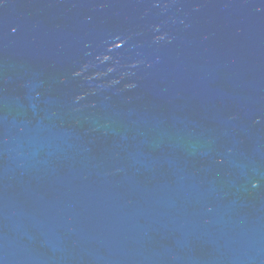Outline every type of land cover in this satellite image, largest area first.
Listing matches in <instances>:
<instances>
[{"label": "water", "instance_id": "1", "mask_svg": "<svg viewBox=\"0 0 264 264\" xmlns=\"http://www.w3.org/2000/svg\"><path fill=\"white\" fill-rule=\"evenodd\" d=\"M0 264H264V0H0Z\"/></svg>", "mask_w": 264, "mask_h": 264}]
</instances>
